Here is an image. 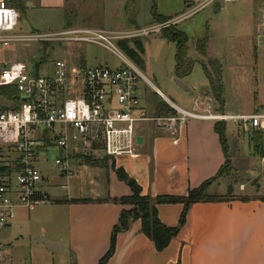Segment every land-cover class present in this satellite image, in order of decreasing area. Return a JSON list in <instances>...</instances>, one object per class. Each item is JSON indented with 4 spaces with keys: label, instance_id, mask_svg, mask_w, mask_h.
<instances>
[{
    "label": "crops",
    "instance_id": "1",
    "mask_svg": "<svg viewBox=\"0 0 264 264\" xmlns=\"http://www.w3.org/2000/svg\"><path fill=\"white\" fill-rule=\"evenodd\" d=\"M78 1L22 0L21 13L31 17L39 14H56L63 19L70 21L73 18L75 21L81 11L84 16L92 17L89 4L79 7ZM195 1L198 0H151L152 7L149 8L151 19L142 21H146L145 24L150 27H155L159 23L155 22L154 15L168 21L194 6ZM146 5L148 0H102L100 7L102 6V16L104 13L111 15L118 27L128 25L134 30H144L147 27L139 28L137 20L141 15L140 10L143 7V11ZM182 22L172 27L177 30ZM155 33L162 39L160 31ZM181 33L185 35L184 32ZM197 41L199 40L196 39L189 45L187 40L188 57L193 61V65L190 74L185 77L191 75L197 63L204 71L206 82L199 86L192 83L191 86L180 88L187 89L190 98L189 109L195 104L201 105L211 100L224 111L225 92L223 106H220L215 101L209 84L207 73L212 74V71H209V66L204 63L205 55L208 53L207 45L205 54L200 55L195 48ZM130 46L132 47V44ZM27 66L34 73V64ZM175 66L176 61L172 81L179 86L178 78L174 74ZM142 67L144 68V65ZM45 71L39 68L37 74ZM151 76L159 85L165 82L160 77ZM149 82L147 80V83ZM149 84L155 93L146 94L143 90L141 105L147 113V107L149 108L148 114L154 115L149 103L152 95L156 94L167 105L173 103L161 92L159 86H153L151 82ZM2 102L4 105L0 109L12 107L8 101L2 99ZM217 124L221 123L188 121L181 129L177 144H173L172 138L162 131L140 125L134 155L105 159L104 165L91 168V173L78 179L75 191L79 196H71L59 202L58 206L66 215V219H63L67 229L66 238L54 240L46 236V224H49L46 219H19L22 216L21 212L29 211L17 210L15 219L1 234L3 264H34L32 258L34 254L43 257V264H48L53 260L51 253L35 241V238L43 237L42 235L51 239L49 240L51 242L62 243L63 253L59 255L62 264H99L110 250L112 230L118 222L119 214L130 209L129 206L107 201L129 197L131 194L128 186L118 180L116 171L123 172L133 180L140 187L141 196L151 199L185 197L189 189H196L202 183L214 179L208 187L207 194L217 199L193 204L186 212L181 226L179 220L183 211L182 204L156 205L159 221L164 226L179 227L169 245L162 252H157L153 243L141 234L140 222L132 221L126 231L115 236L113 254L103 264H264V165L259 160V167L246 171L244 167L250 159L258 161L250 147V136H247L249 151L247 150L248 153L245 154L241 145L243 134L241 139L237 131L227 136L225 125L222 124L226 157L231 173L242 171L249 174L246 182H238L236 191L232 187L237 182L230 179L231 175L227 174L229 170L217 177L226 160ZM250 155L251 157H248ZM72 158L75 157L69 153V159ZM241 159L248 161L240 165ZM80 168L86 169L78 167ZM97 172H100L99 178L92 176ZM19 239H22V242Z\"/></svg>",
    "mask_w": 264,
    "mask_h": 264
},
{
    "label": "built area",
    "instance_id": "2",
    "mask_svg": "<svg viewBox=\"0 0 264 264\" xmlns=\"http://www.w3.org/2000/svg\"><path fill=\"white\" fill-rule=\"evenodd\" d=\"M203 0L186 13L155 27L131 32L69 29L58 34H17L19 12L0 0V47L12 43L59 41L101 47L120 62L116 68L87 67L82 63L55 61L45 72L34 75L24 63L0 66V87L14 89L19 102L16 109L0 110V238L15 219L17 210L31 211L48 202L40 189L43 178L36 164L38 154L54 143L66 154L54 165L66 177L69 153L98 161L136 152L140 125L162 131L177 144L182 127L188 121L231 124L240 134L264 133V114H228L213 101L183 110L170 104L174 114L157 117L148 114L138 98V83L146 79L121 52L118 44L167 29L197 13L208 4ZM264 22V10H263ZM147 82V81H146ZM21 98H27L22 102ZM14 107V105H12ZM264 165V158L261 159ZM64 189V187H61ZM0 240V264H3Z\"/></svg>",
    "mask_w": 264,
    "mask_h": 264
},
{
    "label": "rangeland",
    "instance_id": "3",
    "mask_svg": "<svg viewBox=\"0 0 264 264\" xmlns=\"http://www.w3.org/2000/svg\"><path fill=\"white\" fill-rule=\"evenodd\" d=\"M151 0L142 11L140 7V16L137 20L139 28H152L145 24L147 19H151ZM78 6L83 7L89 4L92 17L84 16L80 11L77 19L72 18L71 23L67 19L56 14H39L30 16L22 15L19 12V23L17 34H29L31 32L41 34H58L72 28H86L91 30H103L110 32H131L134 29L128 25L123 27L117 26L116 21L112 20L111 15L101 13L100 5L102 0H79ZM203 0L195 1L194 7L200 6ZM72 6L71 11L73 12ZM93 9V10H92ZM264 0H235L231 3H225L223 7L217 4H208L197 13L190 16L175 29V32H184L188 44L196 39L199 41L204 37L207 39V56L205 55L204 63L213 71L218 64L222 67V82L225 91V113L229 114H246L258 112L264 114V22H263ZM187 9L183 12L186 13ZM71 13V12H70ZM73 14V13H71ZM78 18H81L78 20ZM84 20H86L84 22ZM146 20V21H142ZM161 24V23H159ZM142 26V27H141ZM132 28V30H131ZM131 30V31H130ZM164 30V29H162ZM179 30V31H178ZM161 32V30H160ZM142 44L143 54L140 58L143 61L144 68L138 65L135 67L140 71L143 77L150 81L153 86H159L161 92L175 106L190 110V98H188L187 89H181L172 81L174 69L175 49L172 44H168L159 38L158 33H150L139 38ZM122 54L132 63V61L121 51ZM214 58V59H213ZM64 60L69 64L83 63L87 67L107 66L116 68L120 65L119 60L109 51L84 43H65L59 41H49L45 43H12L8 46L0 47V66L4 63L24 62L32 66L39 62L40 68L47 70L51 68L55 61ZM42 73V72H41ZM156 78L160 77L165 82L161 85L155 81L151 75ZM145 80L138 83V98L143 100V90L146 94L154 92L153 88ZM182 86L197 85L202 82L205 84L204 71L200 64L195 65L191 75L177 79ZM193 83V84H192ZM155 93V92H154ZM1 99V98H0ZM155 98H150L153 100ZM160 101L159 99H156ZM4 103L0 100V107ZM148 113H150L147 107ZM223 111V112H224ZM225 131L228 135L236 133L231 124L225 125ZM240 139H241V135ZM262 143L264 148V133ZM241 140L242 151L248 153L247 136L253 134H244ZM251 149V148H250ZM248 150V151H247ZM65 158L66 154L60 152L54 143L43 152L38 154L36 167L40 172L43 182L40 189L48 197V202L35 207L29 212H21L19 219H46V236L52 239L66 238V219L64 210L58 206L59 202L79 196L76 193L78 179H81L87 173H91V168L99 167L102 161L94 159H68L69 169L74 172V177H66L63 170L54 165V161L59 158ZM248 157H251L248 156ZM249 159V158H247ZM248 160H240L239 164ZM260 166V161L250 159L244 167L246 171ZM78 167H85L78 169ZM231 167H228V175L231 180L237 182L234 190H237L238 182H246L249 172L231 173ZM93 170V169H92ZM96 172V170H93ZM100 172L93 174L99 178ZM256 183V181H255ZM61 187H64L62 189ZM78 191V190H77ZM82 193L81 195H83ZM86 195L88 193L85 192ZM23 210V209H22ZM33 225H30L32 227ZM41 236V235H40ZM45 239L48 237L42 235ZM22 242V239H19ZM29 241V239H28ZM34 241V240H33ZM38 243V242H37ZM51 253V252H50ZM53 260L48 264H62L59 255L51 253ZM34 264H43V257L34 254L32 257ZM47 264V263H45Z\"/></svg>",
    "mask_w": 264,
    "mask_h": 264
},
{
    "label": "trees",
    "instance_id": "4",
    "mask_svg": "<svg viewBox=\"0 0 264 264\" xmlns=\"http://www.w3.org/2000/svg\"><path fill=\"white\" fill-rule=\"evenodd\" d=\"M6 4L9 7L15 8L17 10H22L23 3L22 0H5ZM155 22L164 23L167 20H163L156 15L153 16ZM161 38L168 43L174 44L176 49L175 55V77L180 79L182 77L188 76L191 72L193 61L188 57V48H187V38L181 32H175L174 27H169L167 29L161 30L160 32ZM207 39L206 37L200 41H197L195 44V48L198 54H205V46ZM132 44V47L130 46ZM121 51L132 61L134 65L143 66V61L140 58V54H143L142 44L140 43L138 38L122 41L118 44ZM39 62L34 63V75L38 73V69L40 68ZM209 84L211 87L212 95L215 101L223 106L224 103V85L222 82V67L218 64L217 68L212 71V74H208ZM0 98L10 102L14 107L9 108H1V111L16 109L15 105L19 102L18 97L14 89L9 87H0ZM151 98H155L149 103L151 104L152 111L157 117H164L171 114H174L172 109L163 102L156 94L152 95ZM159 99L160 101L156 100ZM218 125V124H217ZM218 135L221 139V144L223 146V150L225 153V163L217 177H220L221 174L228 171V159L226 157V145L224 142V128L222 124L218 125ZM263 133H254L253 136L249 137V143L251 144L252 151L255 156H257L258 160L264 158V148H263ZM74 159H88L81 156H76ZM103 165L105 164V159L102 161ZM116 176L120 182L126 184L130 190V196L124 197L120 199H111L107 200L111 203L118 204L121 206H129L130 209L126 211H121L118 217V222L112 230L110 250L105 255V257L101 260L99 264L105 263L113 254L114 250V240L115 236L124 232L128 229L130 223L132 221L140 222V231L148 240H150L154 248L157 252H162L170 243V241L176 236L179 227L177 228H168L164 226L158 218L156 205H173V204H182L183 211L179 220V226H181L184 222V217L188 209L196 203H204L216 200L217 197H210L207 194L208 187L214 179L206 181L202 183L196 189H189L185 197H158L155 199H151L147 196H141L140 187L133 181L130 180L123 172L116 171ZM48 199V197H46Z\"/></svg>",
    "mask_w": 264,
    "mask_h": 264
},
{
    "label": "water",
    "instance_id": "5",
    "mask_svg": "<svg viewBox=\"0 0 264 264\" xmlns=\"http://www.w3.org/2000/svg\"><path fill=\"white\" fill-rule=\"evenodd\" d=\"M219 6L223 7L222 1H219ZM178 85H179V87L183 88V86L181 84L178 83ZM26 100H27V98H21L22 102H24ZM35 241H37L38 243L43 245L45 247V249L51 253L58 254V255H62V253H63V246H62L61 242H51V241L45 239L44 237L35 238Z\"/></svg>",
    "mask_w": 264,
    "mask_h": 264
}]
</instances>
